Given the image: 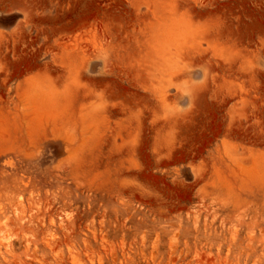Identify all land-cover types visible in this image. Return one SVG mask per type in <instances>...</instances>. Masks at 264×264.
<instances>
[{
  "label": "rangeland",
  "instance_id": "1",
  "mask_svg": "<svg viewBox=\"0 0 264 264\" xmlns=\"http://www.w3.org/2000/svg\"><path fill=\"white\" fill-rule=\"evenodd\" d=\"M0 264H264V0H0Z\"/></svg>",
  "mask_w": 264,
  "mask_h": 264
}]
</instances>
